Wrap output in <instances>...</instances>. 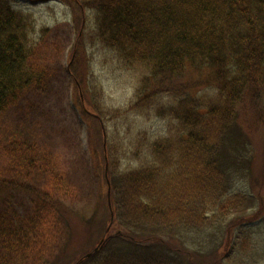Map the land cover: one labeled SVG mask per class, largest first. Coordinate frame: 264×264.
Masks as SVG:
<instances>
[{
  "label": "trees",
  "instance_id": "16d2710c",
  "mask_svg": "<svg viewBox=\"0 0 264 264\" xmlns=\"http://www.w3.org/2000/svg\"><path fill=\"white\" fill-rule=\"evenodd\" d=\"M78 1L75 8L83 16L87 11L92 14L97 41L123 65L136 69L139 85L130 105L150 108L167 119L168 128L149 143L148 160L121 167L119 154L106 138L101 96H95L99 81L81 68L86 54L80 50L79 29L68 69L78 106L90 119L91 147L99 163L97 153L102 150L111 198L108 213L99 222L104 232L92 250L68 255L72 243L52 244L48 234L53 220L48 223L39 213L56 211L66 226L72 214L50 193H39L34 212L39 216L17 225L0 219L3 240L11 247L21 246L36 264L74 260L73 264H223L220 260H230L228 252H234L245 226L253 222H243L237 214L250 208L251 197L233 186V177L244 168L251 170L249 160L235 157L247 136L239 118L258 111L256 104L264 99V0ZM36 30L31 13L14 8L12 0H0V114L25 89L44 80L45 69L29 61ZM187 71L207 74L206 81L196 79L187 85L175 81ZM255 120L262 122L264 117ZM12 188L32 191L29 185L0 180V200ZM258 207L252 219L263 209ZM116 220L144 233L159 229L193 233L191 239H199L210 258L197 261L188 249L155 233L146 238L121 231L108 234ZM231 227L232 237L227 236ZM211 229L219 231L210 233ZM30 230L37 244L27 239ZM230 240L229 250L221 256V246ZM49 249L50 259L45 254ZM0 264L10 263L0 258Z\"/></svg>",
  "mask_w": 264,
  "mask_h": 264
},
{
  "label": "rangeland",
  "instance_id": "374dc122",
  "mask_svg": "<svg viewBox=\"0 0 264 264\" xmlns=\"http://www.w3.org/2000/svg\"><path fill=\"white\" fill-rule=\"evenodd\" d=\"M12 2L14 8L33 15L37 30L29 61L31 66L45 69V77L39 85L25 89L0 114V180L17 181L32 188V191L19 188L8 190L0 200V219L13 225H17L19 220L28 222L37 208V195L50 193L66 205L72 215L68 217L67 226L56 211L49 215L39 213L40 217L47 218L48 223L53 220V229L48 234L52 244L62 246L66 242L72 243L68 255L78 253L76 257L95 247L104 232L99 222L107 215L108 199L111 200L106 192L102 150L97 153L101 157L99 163L91 147L90 119L87 112L78 106L76 89L68 69L79 29L83 35L80 50L86 54L81 68L99 81L95 84V96H101L105 111L101 110L100 114H103L106 138L115 149L114 153L119 154L121 167L138 166L148 160L149 143L165 135L168 122L156 116L150 108L136 109L130 105L135 100L134 92L139 85L138 73L135 68L119 62L113 52L97 41L92 14L87 11L83 16L82 11L75 8L78 0ZM77 64L79 67L80 62ZM206 78L207 74L203 72L187 71L175 81L187 85L196 79L206 81ZM256 105L258 111L239 118L247 136L235 152L240 162L250 161L251 170L244 168L233 177V186L251 197L250 208L237 214L242 216L243 222H253L248 224L246 221L245 235L237 239L234 252H228L232 254L230 260H220L223 264H264V121L255 120L262 115L264 117V99ZM247 126L250 127L248 131ZM258 206L263 209L259 216L252 219ZM234 229L231 227L227 236L235 232ZM213 230L219 231L211 229L210 233ZM116 231L134 234L136 238H146L148 233H155L154 236H160L166 242L188 249L197 261L204 262L210 258L209 249L204 245L200 247L199 239H191L193 233H169L165 229L144 233L141 229L125 228L118 220L113 222L108 234ZM32 232L30 230L27 239L34 245L38 239L35 235L31 236ZM227 243L219 250L221 256L229 250L232 241ZM51 251H45L49 259ZM0 258L10 264H36L32 255L21 246L17 248L7 244L1 233Z\"/></svg>",
  "mask_w": 264,
  "mask_h": 264
}]
</instances>
